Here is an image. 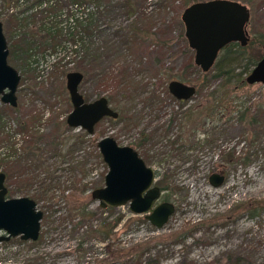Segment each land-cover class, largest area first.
Masks as SVG:
<instances>
[{
  "label": "rangeland",
  "instance_id": "obj_1",
  "mask_svg": "<svg viewBox=\"0 0 264 264\" xmlns=\"http://www.w3.org/2000/svg\"><path fill=\"white\" fill-rule=\"evenodd\" d=\"M21 1L0 0L9 53L11 43L22 36L35 42L26 53L18 50L8 58L20 81L17 105L8 108L0 101V171L5 165L11 167L6 184L13 197L41 196L37 208L43 217L36 243H19L14 237L10 246L0 244V264H120L116 253H110L131 245L144 250L130 264H264V84L246 83L233 91L228 109L213 123L200 125L196 123L199 114L191 116L182 133L184 146L179 147L181 142H170L181 133L186 110L196 108L211 89L199 93L196 89L182 102L165 93L170 76L187 78L183 82L196 87L200 77V68L189 66L194 51L179 35L184 34L182 0H84L82 5H73V0H43L40 7L34 6L38 0ZM196 1L205 0L192 2ZM236 1L250 12L246 56L258 60L264 55V0ZM90 11L96 13L100 30L93 39L104 47L116 45L117 62L110 64L112 54L105 50L103 65L126 67L134 81L148 83V87L127 100L114 93L113 85L97 84L92 77L82 80L79 91L86 100L112 96L110 105L119 115L100 120L93 135L74 144V136L85 131L65 121L72 109L65 76L80 60L69 50L73 39L68 38L67 29L75 26V18H84ZM15 12L26 17L20 25L9 19ZM138 15L150 20L154 36L145 37L140 48L136 44L127 49L128 44L120 39ZM56 19L63 31L52 41L41 27ZM54 42L58 44L55 50ZM247 60H240L236 71L245 69ZM252 67H247L244 76ZM159 80L162 85L154 88ZM153 89L159 100L150 104L147 97ZM241 103L249 109L245 120L234 112ZM32 117L39 119L23 123ZM141 132L149 138L137 150L157 172L155 183L166 180L168 190L162 197L175 204L174 213L160 229L133 214L127 204L103 208L91 197V191L104 184L107 171L94 151L97 140L112 136L120 145L136 148ZM60 140L64 143L61 154ZM9 150L16 151L14 157L2 160ZM24 156L29 164L22 160ZM212 172L224 174L221 186L209 184ZM115 220L106 236V223ZM202 222L205 228L199 230ZM223 224L228 227H219ZM228 228L231 232L226 234Z\"/></svg>",
  "mask_w": 264,
  "mask_h": 264
},
{
  "label": "water",
  "instance_id": "obj_2",
  "mask_svg": "<svg viewBox=\"0 0 264 264\" xmlns=\"http://www.w3.org/2000/svg\"><path fill=\"white\" fill-rule=\"evenodd\" d=\"M248 7L236 0H205L187 5L181 13L184 37L194 51L193 63L202 72L214 65L220 50L231 42L245 46L248 41ZM7 40L0 21V101L17 105L16 91L20 74L8 62ZM66 89L72 109L66 124L93 134L94 126L104 117L117 118L107 98L102 95L85 101L79 91L83 74L72 70L66 73ZM247 84H264V55L245 76ZM169 93L178 100H188L195 94V86L173 79L167 85ZM102 161L107 166L104 184L91 191V197L100 207L128 205L133 214L144 215L157 229L162 228L175 211L170 201L156 203L161 191L155 185V169L146 164L138 151L130 145H120L112 136H103L96 142ZM5 175L0 172V243L18 237L24 241L39 238L43 212L28 196L6 197ZM213 187L221 186L224 174L212 172L208 177ZM156 203V204H155Z\"/></svg>",
  "mask_w": 264,
  "mask_h": 264
},
{
  "label": "trees",
  "instance_id": "obj_3",
  "mask_svg": "<svg viewBox=\"0 0 264 264\" xmlns=\"http://www.w3.org/2000/svg\"><path fill=\"white\" fill-rule=\"evenodd\" d=\"M16 1L22 4L21 0H16ZM42 1L43 0L36 1L37 3L34 6L40 7V5L42 4ZM174 1L175 0H170V2H174ZM192 1H195V0H182L181 6L179 9L181 8L184 9L187 5L193 3ZM81 2H84V0H73L72 4L82 5L83 3ZM48 14L51 15V13H48ZM48 14L46 13L45 16L49 17L50 15L48 16ZM56 15H57V12L55 11L54 16ZM95 16H96V13L94 11H90L84 14V18L83 17H80L81 19L75 18L76 23L74 27L68 26L67 36L68 38L73 39V47L69 50L71 53L75 54V56H78L80 59L77 61L76 66H74V70L82 72L83 80H86L87 78L92 77L96 79L97 84H104V86L106 85L115 86L114 93L120 96L126 97V99L129 100L133 97V94H137L140 91H143L144 88H147L148 83H143L142 81H139V80L134 81V79H132L133 77L131 76V73L127 72L126 67L116 69L112 66L107 67L103 65L102 56L105 50L109 51V53L112 54V58L110 59V62H111L110 64L112 63L115 64L118 60V57L115 56L116 45L114 43L112 44L108 43V45L104 47L103 45L97 43V40L93 39L95 37V34L99 33L100 31L99 25L96 23ZM9 19L12 20V22L17 23V25H20L21 23L25 21L26 17L22 12L20 13L15 12V13L10 14ZM149 22L150 20L146 18L145 16L138 15L135 21H133L127 28L124 29L126 30L127 34H124V36L121 37L120 39L121 43L128 44L127 49H129L130 45H131V48L133 49V47H135L136 44L138 45L137 48H140L139 43H142L145 37L151 38L154 36V34L151 32V29H150L151 25L149 24ZM42 24L43 25L41 28L47 31L48 38L51 39L52 41L55 40V37L57 38L58 36H60V34L63 31V27L61 24H59V21L57 19L53 20L49 25H45L44 23ZM118 31L119 30L117 29L116 34L118 33ZM78 33L81 34L80 38L77 37ZM179 35L184 39L183 32H181ZM21 38L22 39L20 38L18 39L22 41L15 40L13 43H11L10 53L8 56L9 59L13 58L15 52H17L18 50L25 52L26 50L30 48L31 44L35 45L34 44L35 42H33V40H29L28 38H25L23 36ZM262 39H264L263 36H262ZM48 42L49 40L46 43ZM57 46L58 44L54 42L52 49L55 50ZM65 48H67V46ZM59 51H63V50L60 49ZM244 57L248 59L245 69L243 68L242 70L236 71L239 61L242 60ZM256 61L257 60L255 59L251 60L250 58L246 56V46L243 47L238 42H231L220 50L214 65L209 71L202 72L199 69L200 77L198 78V82L196 84L198 87H196L193 84L196 87L195 89H197V93L201 92L206 87H211V89L206 94H204L205 96L204 100L197 103L196 108H190L186 110L187 112L185 114V119L184 121H182V123H180L181 133L178 134L176 138L173 139L170 143L175 144L177 142H181L179 147L184 146L185 137H183L182 135L183 130L186 131L184 127L189 122H191V119H192L191 116L196 115V113L199 114V117H197L196 123L200 125L205 124V123H213L216 117L220 118L222 116L221 113L225 112V110L228 109L229 105L232 102V100L230 99H231L233 91L237 89H241L244 86H246L244 74L248 70L247 67L249 65H254ZM67 62L71 63L72 59L71 60L68 59ZM194 65L195 64H193L192 61L189 62L190 67ZM169 78H170L169 81H171L175 79L176 77L170 76ZM182 79L187 80V78H182ZM183 80H180V81L183 82ZM213 80H215V84L209 85L210 84L209 81H213ZM159 85H162L161 80L156 82V84L154 85V88H157ZM164 88H165V93L169 95L167 87H164ZM154 93H155V90L153 89L151 91V95H148L149 97H147V102L150 104L159 100V98L157 97L158 95L156 96ZM106 98L108 102L110 103L112 100V96H107ZM173 99L175 98L173 97ZM4 106H7V105H4ZM8 108H10V106H8ZM229 111L230 110H228V112ZM248 111L249 109H246L243 103L237 104L234 108V112L236 113V115L239 117L240 120L247 119L246 114ZM1 119H2V116L0 114V120ZM35 119H39V118L32 117L31 119H28V121L26 122L24 121L23 123H25L26 125H30L33 123V121H36ZM196 123L194 122V124ZM86 136H88L86 132H83L82 134H76L74 136L73 143L77 144V143L84 142L85 141L84 138H86ZM58 145L60 146L59 153L61 154L62 153L61 149L63 148V145H64L63 141L60 140L58 142ZM95 147H94V151L96 153V156H98L102 160L98 149ZM13 151L15 155L16 151L15 150ZM68 152L70 153V150H68ZM6 157L7 155H5L2 160H6L7 159ZM22 160L25 163L30 162L29 158L25 156ZM17 161H19L20 163L21 158H19ZM26 166H24V168ZM10 169H11L10 166L5 165V168L1 172H3L5 176H8L9 173H11ZM22 172L23 170H20V173ZM159 183H160L161 189L168 190V185L165 179H162V178L159 179ZM23 196H27V194ZM7 197H13V190L8 188ZM28 197L32 198L36 202V205L40 200L39 198H41V196L39 195H32ZM116 222L117 220H115L113 224L106 223L105 225L107 227L106 236L110 234L111 229L113 225L116 224ZM13 240L15 239H12V240L10 239L9 241H4V242H1L0 244L4 247H7L11 245L10 244L11 242L12 243L14 242ZM37 240L31 241V242L36 243ZM17 241L19 243L25 242L24 240H21L19 238H17ZM136 246L137 245H131L130 247L121 248V249H118L117 252L112 251L110 254L114 253L115 255L116 253V258L120 259V264H127V263L130 264L131 261H134L137 256H140V253H142L144 250L142 248L138 249V247ZM137 249L141 251L137 252L136 251Z\"/></svg>",
  "mask_w": 264,
  "mask_h": 264
},
{
  "label": "flooded vegetation",
  "instance_id": "obj_4",
  "mask_svg": "<svg viewBox=\"0 0 264 264\" xmlns=\"http://www.w3.org/2000/svg\"><path fill=\"white\" fill-rule=\"evenodd\" d=\"M247 6V5H246ZM249 21V20H248ZM2 22V21H1ZM247 25H248V23H247ZM248 31V30H247ZM6 37V36H5ZM249 40H250V38H249V32H248V41H247V44L249 43ZM247 44L245 45V46H247ZM245 46H243V47H245ZM9 51V50H8ZM8 55H9V53H8ZM263 56V55H262ZM261 56V57H262ZM260 57V58H261ZM259 58V59H260ZM258 59V60H259ZM257 60V61H258ZM256 61V62H257ZM256 64V63H255ZM254 64V65H255ZM253 65V66H254ZM252 69V68H251ZM249 73V72H248ZM247 73V74H248ZM246 76V75H245ZM82 80H83V78H82ZM178 80V79H177ZM81 83V82H80ZM185 83V82H184ZM167 90H168V88H167ZM169 92V91H168ZM196 92V91H195ZM169 95H171L170 93H169ZM100 96H102V95H100ZM99 96V97H100ZM172 96V95H171ZM106 97V96H105ZM173 97V96H172ZM98 98V97H97ZM85 99V98H84ZM96 99V98H95ZM94 99H91V100H86L85 99V101H93ZM175 100H177V101H185V100H178V99H176L175 98ZM110 104V103H109ZM9 105V104H8ZM9 106H11V105H9ZM111 106V105H110ZM11 107H13V106H11ZM15 107V106H14ZM114 109V108H113ZM115 110V109H114ZM118 115H119V113H118ZM104 118H110V117H104ZM104 118H102V119H104ZM101 119V120H102ZM111 119H116V118H111ZM95 127V126H94ZM78 130H82V129H78ZM86 132V131H85ZM87 133V132H86ZM94 133V132H93ZM87 135H89L88 133H87ZM91 135H93V134H91ZM149 137H147L143 132H141L140 133V138H139V140H138V142H137V144L136 145H138L135 149L137 150V148H139V146H141L144 142H146L147 141V139H148ZM144 139H145V141H144ZM97 148V147H96ZM134 148V147H133ZM138 151V150H137ZM138 153H139V151H138ZM140 155V154H139ZM141 156V155H140ZM12 157H14V151L13 150H9L8 152H7V160H10ZM143 159H144V161L146 162V160H145V158L143 157V156H141ZM147 164V163H146ZM148 165V164H147ZM1 172V171H0ZM156 171H155V182H156ZM223 174V173H222ZM5 175V174H4ZM9 176V175H8ZM8 176H5V179H4V185L6 186V188H7V191H8V188H9V185H7L6 183H7V180H8ZM209 182V181H208ZM155 185H157L159 188H160V191H161V194H160V197H159V199L156 201V203H159V202H162V201H169V200H167L168 198L167 197H165V198H163L162 197V193H163V191H165V190H163V189H161V187H160V184L158 185V184H156L155 183ZM6 197H7V192H6ZM161 198V199H160ZM171 202V201H170ZM155 203V204H156ZM173 203V202H172ZM174 204V203H173ZM222 203H219V205H221ZM175 205V204H174ZM221 206H223V205H221ZM136 215H138V214H136ZM143 217H144V219L148 222V224L150 225V226H152V227H154L146 218H145V216L144 215H142ZM228 219H230L231 218V215L230 216H228L227 217ZM226 218V219H227ZM236 221H238V219L236 220ZM199 224V226H198V229L200 230H203L204 228H205V222H202V223H198ZM226 224H223V226H219V227H221V228H226V227H228V225L227 226H225ZM156 228V227H155ZM231 231H230V229L228 228L227 229V231H226V234H228V233H230ZM230 235H232V233L231 234H229V235H227V236H230Z\"/></svg>",
  "mask_w": 264,
  "mask_h": 264
}]
</instances>
